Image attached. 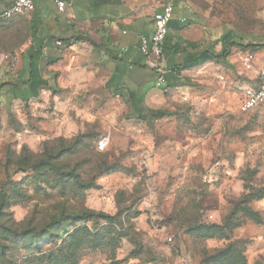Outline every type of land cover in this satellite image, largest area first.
Wrapping results in <instances>:
<instances>
[{"label":"rangeland","instance_id":"374dc122","mask_svg":"<svg viewBox=\"0 0 264 264\" xmlns=\"http://www.w3.org/2000/svg\"><path fill=\"white\" fill-rule=\"evenodd\" d=\"M201 7L216 39L234 31L253 47L231 49L236 91L217 83L212 107L176 115L184 132L195 123L210 140L181 171L162 179L150 149L121 150L99 109L65 111L63 101L57 109L49 94L14 101L9 111L0 105V264H226L231 253L264 264V120L241 111V90L258 85L264 63V0ZM28 16L0 22V80L21 69ZM245 55L253 56V71L242 68ZM103 134L111 143L99 153ZM117 170L123 180L104 182ZM145 198L156 205L143 211L162 236L133 221Z\"/></svg>","mask_w":264,"mask_h":264},{"label":"crops","instance_id":"0c3cea01","mask_svg":"<svg viewBox=\"0 0 264 264\" xmlns=\"http://www.w3.org/2000/svg\"><path fill=\"white\" fill-rule=\"evenodd\" d=\"M58 1L66 4L65 12L59 11ZM210 1L34 0V9L28 20L35 30L23 53L32 46L44 48L45 59L40 63L42 77L59 90V93H54L43 89L39 96H52L57 109L63 101L65 111H70L73 106L80 111L99 109L105 115V130L108 134L114 133L115 144L121 150H124L122 146L130 145L150 149V158L160 162L162 179L172 171H181L186 157L188 160L199 158L202 147L210 140L202 139L195 132V123L189 132H184L185 126L177 122L176 115L185 110L194 113L195 110L212 107L211 97L215 95L217 83L223 88L237 90L230 54L220 63L207 61L189 66L186 65L188 59L199 56L200 50L185 53L175 48L177 43L187 41L202 44L201 50L216 55L222 53L224 35L221 40L213 36L214 27L206 22L208 15L201 7ZM14 2L0 0V17ZM167 3L174 7L169 41L167 39V65L169 71L184 64L187 67L177 77L171 76L166 85L159 86L140 47L143 39L152 40L155 16ZM84 37L88 40H83ZM219 73L224 75L221 76L224 80L217 81ZM39 96L34 99H39ZM148 112H163L165 116L159 120L150 117L146 121L138 119ZM121 115H124V121L120 120ZM123 176L120 172L114 173L104 182L121 181ZM149 199L140 202L139 215L133 220L142 232L151 231V225H157L143 211L155 209L156 205L152 206ZM163 208L170 207L166 205ZM165 220L170 222V216ZM155 230L157 234L164 235V228L155 226Z\"/></svg>","mask_w":264,"mask_h":264},{"label":"trees","instance_id":"16d2710c","mask_svg":"<svg viewBox=\"0 0 264 264\" xmlns=\"http://www.w3.org/2000/svg\"><path fill=\"white\" fill-rule=\"evenodd\" d=\"M15 17L9 20L0 17V22H5V23L11 22ZM28 26H29L30 38H31V36H33V32L35 28L29 23ZM167 39L169 41V36L167 37ZM237 39L238 36L234 31H229L227 34H225L222 38L224 48L220 55H216L208 50H201L203 46L202 44L190 43L187 41H184L182 44L177 43L175 45V48L177 50H182L185 53H196L198 50H200V55L194 58L192 57L189 58L188 61L186 62V65L193 66L194 64H198L200 62L203 63L207 61H215L217 63H220L224 58L229 56V54L231 53V49L234 46H239L243 48L253 47V45H249V44L244 45L243 43H239ZM83 40H88V39L84 37ZM43 50L44 48L35 49L34 46H32L28 51L22 54V59H23L22 69L18 71V73L12 76L9 75L7 79L0 80V105H2L8 111L11 110L14 101L21 100L27 104L31 99L37 98L39 96L40 91L43 89L51 90L54 93H59V90L54 89L52 85L49 83V81L43 79L42 77L40 63L45 59ZM165 52L166 55L168 56L169 47H167V40H166ZM186 65L184 64L178 67L177 69L172 68L170 70L169 75H167L166 78L167 81L168 82L170 81L171 76L172 78H175L178 75H180L181 71L187 67ZM164 116L165 113L163 112H148L147 115L140 116L138 117V119L142 121H146L148 117H150L153 120H159ZM98 152L105 153L100 151ZM118 172L121 173L123 171L122 170L112 171L108 173L107 176ZM234 213L235 211L232 214ZM254 214L262 222L263 214L259 212H254ZM138 215L139 213L134 217V219ZM171 220L173 219L171 218ZM227 224L229 225L233 224L232 216L229 217ZM230 245H232V243ZM233 254L232 253L230 254V257H228L226 264H247L248 258L245 255L243 257H240V255H236V254L233 255Z\"/></svg>","mask_w":264,"mask_h":264},{"label":"built area","instance_id":"2783aa9c","mask_svg":"<svg viewBox=\"0 0 264 264\" xmlns=\"http://www.w3.org/2000/svg\"><path fill=\"white\" fill-rule=\"evenodd\" d=\"M60 12H65L66 4L62 1L57 2ZM34 9V0H15L13 6L6 10L2 17L4 19H12L15 16H27ZM174 14V7L171 3H167L163 11L155 16V33L149 42L142 40L140 51L145 57L146 65L155 73L157 84L159 86L166 85L167 75L169 74L168 56L165 52L166 40L169 33L170 23ZM242 68L246 72L253 71L255 68L253 56H241ZM259 84L257 87L248 88L243 91L242 113L258 112L264 120V65L259 70ZM221 80H224L222 78ZM111 143V137L108 134L101 135L97 149L105 152ZM171 242L172 239H169Z\"/></svg>","mask_w":264,"mask_h":264}]
</instances>
